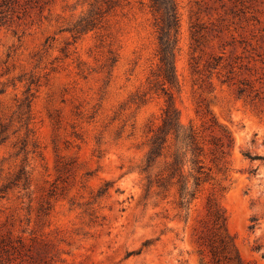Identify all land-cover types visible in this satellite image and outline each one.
Listing matches in <instances>:
<instances>
[{
  "label": "rangeland",
  "instance_id": "374dc122",
  "mask_svg": "<svg viewBox=\"0 0 264 264\" xmlns=\"http://www.w3.org/2000/svg\"><path fill=\"white\" fill-rule=\"evenodd\" d=\"M176 3L172 92L207 174L183 207L143 171L166 104L152 1L0 0V264H215L230 239L264 264V0Z\"/></svg>",
  "mask_w": 264,
  "mask_h": 264
},
{
  "label": "trees",
  "instance_id": "16d2710c",
  "mask_svg": "<svg viewBox=\"0 0 264 264\" xmlns=\"http://www.w3.org/2000/svg\"><path fill=\"white\" fill-rule=\"evenodd\" d=\"M151 1L157 15L158 54L160 58L159 73L156 75L154 88L161 89L162 93L166 96V104L161 124L153 131L149 139V148L145 157L143 171L147 174V192L153 189L166 191L175 185L177 186L179 205L183 207L191 204L197 198L207 174L200 158L203 149L198 132L192 125L186 126L181 122L180 111L172 92L173 89L180 87L176 75V56L180 33V18L177 3L176 0ZM93 16L92 10L87 17L88 20L85 25H82L80 30L77 31L78 33L85 28H89V26L95 27ZM198 35H200V31L197 30L195 31V36ZM199 40L200 38L197 37L196 42H199ZM197 46H199V43ZM221 59V57H211L207 65L209 70L216 69ZM230 73H233V71H230ZM227 80L228 78L223 81L226 82ZM246 85V82H241V85L238 87L240 95L248 92L249 87ZM2 91L0 89V92ZM30 103L31 99L28 98L27 105L30 106ZM7 138L6 128L1 125L0 144L5 142ZM245 155L252 160L262 158L250 153H245ZM161 159H163L164 167L154 174L153 170L161 162ZM189 177L192 181L188 179ZM211 252L215 264H222V256L229 262L234 260L238 264H242L241 258L231 239L222 246L212 245Z\"/></svg>",
  "mask_w": 264,
  "mask_h": 264
}]
</instances>
